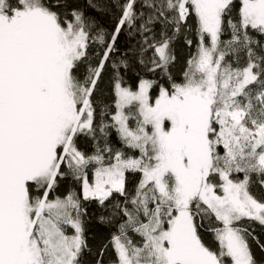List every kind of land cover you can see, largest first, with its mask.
<instances>
[{
    "label": "snow or ice",
    "instance_id": "1",
    "mask_svg": "<svg viewBox=\"0 0 264 264\" xmlns=\"http://www.w3.org/2000/svg\"><path fill=\"white\" fill-rule=\"evenodd\" d=\"M257 226L264 0H0V264H264Z\"/></svg>",
    "mask_w": 264,
    "mask_h": 264
},
{
    "label": "trees",
    "instance_id": "2",
    "mask_svg": "<svg viewBox=\"0 0 264 264\" xmlns=\"http://www.w3.org/2000/svg\"><path fill=\"white\" fill-rule=\"evenodd\" d=\"M81 2H83V0H81ZM98 19H100V22L105 27H110L111 20L107 15H99ZM177 55H178V63H177L176 71L179 72L180 68L183 66V62H184L185 58L188 55V49L186 47H184L182 44L178 45ZM133 179H135V178H133ZM91 229H92L91 236L93 237V243L94 244L97 243L99 239H101L107 235V233L104 231V229L101 226H99L98 224H96L95 221H93V223L91 225ZM256 232H257V234L264 236V233H261V229L258 226L256 227ZM105 259H106V264H107V261L110 260V257H108L106 255Z\"/></svg>",
    "mask_w": 264,
    "mask_h": 264
}]
</instances>
